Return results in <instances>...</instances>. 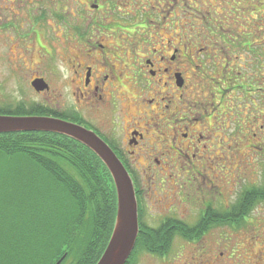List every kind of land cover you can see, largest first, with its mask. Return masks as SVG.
Here are the masks:
<instances>
[{"label": "flooded vegetation", "instance_id": "1", "mask_svg": "<svg viewBox=\"0 0 264 264\" xmlns=\"http://www.w3.org/2000/svg\"><path fill=\"white\" fill-rule=\"evenodd\" d=\"M89 1L94 3L93 11H100L105 0ZM211 1L218 2L210 0V5ZM149 6L152 10L91 16L88 27L127 28L130 35L123 42L119 36L107 39L94 33L85 41L78 37L82 41L63 70L61 89L52 90V84L37 73L31 82L44 78L49 88L37 93L45 94L47 112L95 133L129 172L142 239L131 264L134 260L136 264H234V253L226 258L222 248L231 244L224 235L225 225L234 235L238 224H225L224 215H242L238 204L250 187L238 194L237 201L224 206L216 171L224 173L218 168L221 162L225 161L224 170L229 169L237 156L240 104L214 82V89L208 87L206 93L200 71H205L202 59L225 55V72L231 61L240 59L235 55L240 50L239 16L216 18L218 14L211 10L215 6H210L201 20L216 35H208L209 44L201 46L197 36L177 38V32L170 29L168 36L161 35L159 25L174 26L177 21H171V12L168 16L157 13L156 8L163 6L159 0ZM226 27L238 29L229 35L224 32ZM233 88L239 90L236 84ZM226 122L234 123V135L225 133ZM225 139H232L228 149ZM252 200L256 202V197ZM256 207L243 215H254ZM189 215L198 216L191 220ZM200 220L204 227L192 233L190 227ZM247 237L251 244L260 242L253 235ZM255 257L254 263L264 264V249H258Z\"/></svg>", "mask_w": 264, "mask_h": 264}, {"label": "rangeland", "instance_id": "2", "mask_svg": "<svg viewBox=\"0 0 264 264\" xmlns=\"http://www.w3.org/2000/svg\"><path fill=\"white\" fill-rule=\"evenodd\" d=\"M159 1L163 6L156 8L157 13L160 12L163 16H168L171 12V21H177V25L174 26L171 23H167L165 27L159 25L161 35L168 36L166 32L170 29L177 32V38L181 36L187 39L192 35L197 36L196 40L201 46L210 42L207 34L209 33V26L205 25L201 16L205 10H210L212 5L215 7L211 10L218 14L216 18L225 19L229 14L239 16L236 20L238 21L236 26L239 29H245L248 23L254 27L257 26L256 28L264 24V0H234V3L231 2L233 0H218L214 3L211 1V5L209 4L210 0H198L197 3L195 0H170L173 8L167 0ZM204 2L207 3L208 7L202 6ZM92 4L94 3L89 0H0L1 113L13 114L17 107L27 110H30L31 107H37L47 112L45 94L40 95L33 89L31 78L37 73L52 84V90L61 89L63 82H60V78L63 75V70L67 68V62L72 56L71 52H75L74 47L82 41L80 38L85 41L88 35L94 33L102 37L105 36L107 39L111 36H119V41L123 42L125 37L130 35L127 28L88 27L91 16L105 17L109 11L113 15L123 13V11H141L144 8L149 11L152 10L149 5H157L158 0H105L101 1L100 11H93L91 9ZM198 9L202 12H199ZM249 10H253L252 14ZM232 25L234 26V24ZM155 28L158 27H150L151 30ZM235 28L226 27L224 32L229 33V35L233 34L232 30H236ZM137 30L143 31L142 29ZM241 31L245 32V30ZM261 35L264 40V33ZM112 40L116 42V40ZM237 52L235 55L238 56L239 54L240 59L234 63L230 60L231 63H229L227 72L222 67L226 64L225 55L221 57L220 54L213 59H202L206 65L205 71H200L202 81L207 86L205 88L206 93L208 87L214 89L212 85L214 82V85H220L228 95L239 100L240 104L238 110L240 113L239 135L235 134L238 137L239 145L236 146L238 147L237 154L236 151L232 152L237 156L232 165L227 162L226 166L230 165L229 169L225 168L224 170L225 161L221 162L218 168L224 173H217L216 171L218 180L222 184L220 190L223 192L224 206L237 201L238 194L246 188L264 184V150H261L264 148V108L261 106L263 102L260 101L254 106L251 103L252 100L249 101V98L254 99V102L259 97L264 98V84L257 86L259 90L253 91L254 95L246 94L249 88L242 87L240 76L244 70L251 69L250 65L256 63V57L254 53L246 50H238ZM215 62H220L221 66L216 65ZM226 76L231 78L228 82L225 81ZM235 84L238 85L239 90L233 88ZM225 104L223 109L228 112ZM228 104L231 105L230 101ZM55 114L57 113L55 112ZM226 124L228 125V122ZM227 125L224 126L227 128L225 133L234 135V123ZM226 141L225 148L228 149L232 139ZM229 152L226 151V155ZM220 155L223 156L222 153ZM254 210V215H249L248 220L237 225L239 230L234 235L227 231L229 226L225 225L224 233L226 234L224 235L231 244L222 248V251L226 258L232 252L234 253V264H256L254 263L256 260L255 253L258 249H264V204H258ZM195 211L197 209L193 208L194 213ZM151 216L157 217V215ZM197 216L189 215L191 220ZM251 235L260 242L256 245L249 243L247 236ZM56 260L58 261L59 257L53 258L46 264H56ZM73 262V258L69 257L64 264H72ZM6 264H11V262Z\"/></svg>", "mask_w": 264, "mask_h": 264}, {"label": "trees", "instance_id": "3", "mask_svg": "<svg viewBox=\"0 0 264 264\" xmlns=\"http://www.w3.org/2000/svg\"><path fill=\"white\" fill-rule=\"evenodd\" d=\"M256 27L246 26L237 32L239 49L256 57L251 69L240 76L242 87L249 88L246 94L253 95L257 86L264 84V24ZM211 30L208 35H214ZM260 101L264 108L263 97L251 103L256 106ZM13 115L50 114L37 107H17ZM262 199L264 184L250 187L238 204L242 215H224V223L243 224L248 216L243 213ZM115 218L116 190L111 174L84 145L49 132L0 134V264H46L64 254L61 264L69 257L74 264H96ZM205 224L201 220L193 224L192 233ZM141 244L140 237L134 254Z\"/></svg>", "mask_w": 264, "mask_h": 264}, {"label": "water", "instance_id": "4", "mask_svg": "<svg viewBox=\"0 0 264 264\" xmlns=\"http://www.w3.org/2000/svg\"><path fill=\"white\" fill-rule=\"evenodd\" d=\"M37 91L49 88L43 78L32 82ZM49 132L72 138L91 149L108 168L117 192V214L107 246L96 264H126L139 234L138 204L133 181L113 150L95 133L83 126L53 116L2 115L0 134ZM63 257L56 264H61Z\"/></svg>", "mask_w": 264, "mask_h": 264}]
</instances>
